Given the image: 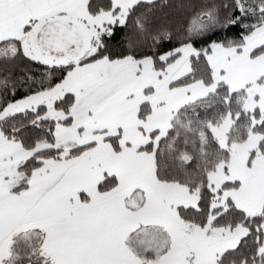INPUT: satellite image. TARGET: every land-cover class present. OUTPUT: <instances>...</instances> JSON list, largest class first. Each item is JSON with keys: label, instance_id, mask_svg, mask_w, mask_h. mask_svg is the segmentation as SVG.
<instances>
[{"label": "snow or ice", "instance_id": "obj_1", "mask_svg": "<svg viewBox=\"0 0 264 264\" xmlns=\"http://www.w3.org/2000/svg\"><path fill=\"white\" fill-rule=\"evenodd\" d=\"M0 264H264V0H0Z\"/></svg>", "mask_w": 264, "mask_h": 264}]
</instances>
